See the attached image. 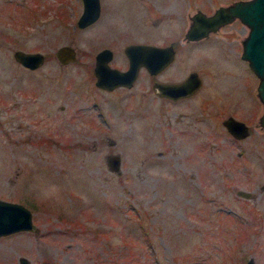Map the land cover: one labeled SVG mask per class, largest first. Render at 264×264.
Wrapping results in <instances>:
<instances>
[{"label":"rangeland","instance_id":"1","mask_svg":"<svg viewBox=\"0 0 264 264\" xmlns=\"http://www.w3.org/2000/svg\"><path fill=\"white\" fill-rule=\"evenodd\" d=\"M134 1L130 20L128 1L100 0L81 28L82 0H0V199L33 217V228L0 235V264H264V103L241 58L249 27L236 17L177 43L158 74L141 66L131 87H97L98 49L125 69L130 41H179L194 12L233 0ZM67 43L77 58L62 64L55 50ZM15 48L46 60L24 67ZM193 70L194 94L156 93L154 79ZM229 114L249 125L246 137L227 131ZM133 234L142 242L129 255Z\"/></svg>","mask_w":264,"mask_h":264},{"label":"water","instance_id":"2","mask_svg":"<svg viewBox=\"0 0 264 264\" xmlns=\"http://www.w3.org/2000/svg\"><path fill=\"white\" fill-rule=\"evenodd\" d=\"M82 11L76 19L77 25L87 27L93 23L101 14L100 0H82ZM250 27L245 39L242 42L243 51L241 58L248 59V64L253 72L258 75L257 83L258 96L264 103V0H233L228 5L222 4L211 12L205 14L202 10L196 11L191 15V23L185 32V40L200 39L207 36L213 30H218L224 23H229L235 18ZM55 55L62 64L74 61L76 57L75 46L70 43L57 46ZM123 51L127 54L128 67L118 68L110 64L113 56L111 47L98 49L95 56L93 74L96 76L95 85L103 87L105 90L125 85L131 87L136 77L139 75L141 66L150 73H158L165 66L171 64L174 58V45L155 43L130 42L124 46ZM14 58L18 59L20 64L30 69L41 66L46 60L45 54L40 50L30 51L15 48ZM154 89L162 97L174 100L186 95L194 94V91L202 84L198 71H190L180 81L166 82L154 81ZM260 123L264 126V113L260 115ZM227 131L232 133L235 139L246 137L251 131L249 125L240 118H235L231 114L227 115L222 121ZM108 166L111 170H120V157L114 152L106 157ZM237 195H243L246 198L252 196L250 191L244 188L236 189ZM31 210L24 203L0 199V235L9 234L13 231L31 229L32 226ZM27 258L21 257L20 264H27ZM254 258L250 257L245 264H254Z\"/></svg>","mask_w":264,"mask_h":264},{"label":"flooded vegetation","instance_id":"3","mask_svg":"<svg viewBox=\"0 0 264 264\" xmlns=\"http://www.w3.org/2000/svg\"><path fill=\"white\" fill-rule=\"evenodd\" d=\"M123 1H124V0H123ZM125 1H126V2L128 1V2H129L128 5H129V9H130V10H129V9H128V10H129V17H130V20H131V19H133V16H132V15H134V17H136L137 12H136V11L132 12V11H133V7H134V6H137V5H135V4H137V3H136V1H134V0H125ZM135 10H136V9H135ZM131 28H132V27H129V29H131ZM131 30H132V29H131ZM131 30H129V31H131ZM185 32H187V29L185 30ZM185 32L183 33V35H182V37H181V39H180L179 41H175L174 39H171V41L168 43V44H171V43H172V44L174 45L175 52H176V44H177V43L180 44L183 40L187 42V40H185V37H184V36H185ZM125 34L128 35V36H129V35H132V34L129 33V32H125ZM205 36H206V35H205ZM205 36H202V38H204ZM202 38H200V39H192V40H195V41L197 42V41H200ZM130 42H133V41H130ZM130 42H129V43H130ZM133 43H138V42H133ZM144 43H145V42H144ZM168 44H166V45H168ZM176 53H177V52H176ZM174 57H175V54H174ZM173 59H174V58H173ZM173 59H172V60H173ZM171 63H172V61H171ZM166 67H167V66H166ZM157 74H158V73H157ZM155 80H156V79H154L153 82H154ZM156 81H158V80H156ZM62 107H63V106L61 105V108H62Z\"/></svg>","mask_w":264,"mask_h":264},{"label":"trees","instance_id":"4","mask_svg":"<svg viewBox=\"0 0 264 264\" xmlns=\"http://www.w3.org/2000/svg\"><path fill=\"white\" fill-rule=\"evenodd\" d=\"M176 47H177V44H176ZM131 237H132V243L129 245V249L127 250V252L129 253V255L132 254V252H131L132 251V248H134L135 246L139 245V243L142 242V241H139L140 239L138 238V236H136L134 234Z\"/></svg>","mask_w":264,"mask_h":264},{"label":"bare ground","instance_id":"5","mask_svg":"<svg viewBox=\"0 0 264 264\" xmlns=\"http://www.w3.org/2000/svg\"><path fill=\"white\" fill-rule=\"evenodd\" d=\"M246 24V23H245ZM249 27V26H248ZM249 29H250V27H249ZM244 39H245V37H244ZM243 42V41H242Z\"/></svg>","mask_w":264,"mask_h":264}]
</instances>
